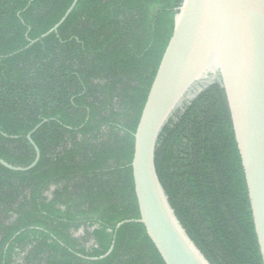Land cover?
<instances>
[{"label":"trees","instance_id":"obj_1","mask_svg":"<svg viewBox=\"0 0 264 264\" xmlns=\"http://www.w3.org/2000/svg\"><path fill=\"white\" fill-rule=\"evenodd\" d=\"M0 0V264H164L138 220L134 134L182 0ZM155 168L210 264H262L223 90L170 117ZM112 242L111 254L105 255Z\"/></svg>","mask_w":264,"mask_h":264},{"label":"water","instance_id":"obj_2","mask_svg":"<svg viewBox=\"0 0 264 264\" xmlns=\"http://www.w3.org/2000/svg\"><path fill=\"white\" fill-rule=\"evenodd\" d=\"M35 44L56 33L76 7ZM218 83L229 110L245 180L256 242L264 264V0H182L171 38L160 61L134 134L131 170L140 224L164 264H210L193 244L171 209L155 168V148L163 127L185 102ZM34 169L40 153L32 142ZM114 247L97 259L107 258Z\"/></svg>","mask_w":264,"mask_h":264}]
</instances>
